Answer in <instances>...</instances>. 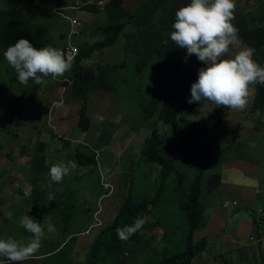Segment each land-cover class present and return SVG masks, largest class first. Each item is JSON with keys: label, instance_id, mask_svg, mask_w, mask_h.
Listing matches in <instances>:
<instances>
[{"label": "rangeland", "instance_id": "1", "mask_svg": "<svg viewBox=\"0 0 264 264\" xmlns=\"http://www.w3.org/2000/svg\"><path fill=\"white\" fill-rule=\"evenodd\" d=\"M76 1L0 0V239L27 244L32 234L20 220L29 215L45 226V236L38 251L22 264H41L43 256L72 234L69 257L75 264H86L98 235L113 225L122 204L145 198L148 223L136 241L124 244L121 261L160 264L187 249L182 205L199 174L205 223L192 239L206 243L190 264H264V106L255 108L256 87L243 110L224 113L225 107L208 101L188 103L182 110L185 123L164 124L166 100L173 96L181 105L191 97V89H174L177 74L194 71L197 80L199 70L207 66L170 38L172 15L190 0H122L121 7L113 9L108 8L110 0ZM235 3L232 23L242 46H248L239 23L263 27L264 0ZM142 7L140 15L128 20ZM66 16L82 23L76 38L69 37ZM121 24L125 27L116 43L96 49L111 37L105 30ZM21 38L36 49L75 46L86 56L80 87L73 80V63L64 76L45 77L46 83L39 85L32 80L21 84L3 56ZM236 51L230 48L224 58ZM260 61L264 67V47ZM82 106L88 120L85 132L77 127ZM194 131L199 136L190 138ZM154 132L164 156L178 145L175 170L160 196L159 167L144 156ZM36 155L44 157L47 167L38 175L30 169ZM76 155L93 158L96 165L83 168ZM69 161L77 167L63 182L67 193L74 192L76 211L65 214L58 209L57 192L64 186L52 183L48 173L54 164ZM33 189L44 195L35 209ZM50 192L55 193L53 200ZM8 212L13 213L11 220ZM47 225L55 232L48 233ZM4 259L0 257V264Z\"/></svg>", "mask_w": 264, "mask_h": 264}, {"label": "clouds", "instance_id": "2", "mask_svg": "<svg viewBox=\"0 0 264 264\" xmlns=\"http://www.w3.org/2000/svg\"><path fill=\"white\" fill-rule=\"evenodd\" d=\"M235 9V0H190L175 13L171 40L179 48H186L187 55L194 54L207 65L199 70L198 79L191 85L189 104L208 101L217 107L243 110L253 95L254 86L264 85V67L253 59L255 49L242 46L238 29L232 23ZM230 48L237 51L231 58H224ZM3 56L17 73L19 82L25 85L29 80L44 84L45 77H61L72 68L71 59L61 50L51 46L36 49L23 38L9 46ZM76 167L73 161L54 164L48 173L51 182L61 184ZM54 196L50 192L49 200ZM6 215L9 220L13 217L12 212ZM147 222V216H138L132 225L116 229L118 238L127 241ZM20 226L32 234V239L27 244L14 238L0 239V257L6 258L5 264H22L31 258L45 236V226L29 215L21 218ZM46 228L48 233L55 232L52 225Z\"/></svg>", "mask_w": 264, "mask_h": 264}, {"label": "trees", "instance_id": "3", "mask_svg": "<svg viewBox=\"0 0 264 264\" xmlns=\"http://www.w3.org/2000/svg\"><path fill=\"white\" fill-rule=\"evenodd\" d=\"M162 0H154L155 3H159ZM122 0H110L108 4V8H118L121 7ZM145 7H142L137 11L135 15H130L129 19H134L138 15L143 12ZM88 9H92V7H88ZM171 17V20L175 22V13ZM240 26V36L244 40V42L251 48L255 49V53L253 55V59L262 66L260 61V52L264 47V26L259 28H251L248 25H243L242 23ZM125 27L124 24L118 25L116 27H109L105 30L106 33L110 34L111 37L107 39V41L96 49H105L114 45L118 39L119 34L121 33L122 29ZM86 58L85 55L78 54L76 59L74 60L73 64L76 65L75 71L73 73V80L74 82L79 85L82 83V67L81 62ZM177 80L173 83L174 89L176 92H179L181 89H191V85L195 82L196 78L194 75V71L190 72L188 75H183L178 73ZM256 87V99H255V108L257 110H261L264 106V85L257 84ZM79 94H83L82 90H79ZM186 95V94H185ZM187 99L183 101L180 105L177 100L172 96L170 99H167L164 104V109L161 114V120L164 124H169L173 127L179 125V123H185L186 120L182 116V110L188 108ZM229 108H225L224 113L227 112ZM77 127L82 132H85L88 127V120L85 118V108L82 106L78 111V123ZM205 133L203 129L201 131ZM198 131L192 132L189 137L196 138L199 136ZM109 138V137H108ZM185 141L182 140L178 144H182ZM178 147L175 144V150ZM175 150L168 153L166 156L160 151V141L159 136L156 132L153 133L150 142L146 146V150L144 152V156L149 163H153L159 167L158 171V181H159V188H158V196H160V192L163 191L166 187V182L168 177L171 173L175 170ZM78 164L83 167L87 168L88 170L93 168L96 165V160L90 158L85 155H76ZM30 169L32 170L34 175L40 174L42 170H45L47 167L44 165V157L42 156H34L30 160ZM82 174V173H81ZM83 176V174H82ZM200 175L196 176L194 184L191 186L189 194L187 195L185 203L182 205L184 217L187 221L188 225V238L189 241L187 243V249L183 253L175 254L174 256L169 257V259L164 260L160 264H190V259L197 253H199L204 245L206 239H202L197 243L193 242V234L204 225V210L202 203L200 201L201 196V185L199 180ZM62 186L59 187L58 195L61 203L58 204V209L68 214V211L75 212V200H74V192L67 193L66 183L62 182ZM44 197L43 192L40 190L33 189L31 192V201L32 205L31 208L35 209L42 205V198ZM72 200V201H71ZM72 203V205H70ZM148 201L145 198H129L127 199L119 209L118 216L114 221L113 225L102 231L88 257L86 264H124L121 261V255L123 251V246L126 242H133L136 241L139 236L141 235V230L137 231L134 235H132L127 241H122L118 238L116 229L123 228L125 225H132L135 222V219L143 216H147L148 214ZM67 218V216H64ZM148 223V222H147ZM75 238V235L72 234L70 239L63 243L62 245L56 247L54 250L48 252L45 256L41 259V264H75L71 261L69 254L71 244Z\"/></svg>", "mask_w": 264, "mask_h": 264}, {"label": "built area", "instance_id": "4", "mask_svg": "<svg viewBox=\"0 0 264 264\" xmlns=\"http://www.w3.org/2000/svg\"><path fill=\"white\" fill-rule=\"evenodd\" d=\"M77 0L75 3L78 4ZM75 7H72V9ZM67 20H69V24H70V31H69V37H77L80 35L81 31H82V23L76 18V17H72V16H66ZM64 54L66 58H70L71 62L73 63L74 60L76 59V57L78 56V49L75 46H72L71 43H68V45L62 47L60 49ZM238 203L235 202L234 205L236 206ZM226 207H228V205H225Z\"/></svg>", "mask_w": 264, "mask_h": 264}, {"label": "crops", "instance_id": "5", "mask_svg": "<svg viewBox=\"0 0 264 264\" xmlns=\"http://www.w3.org/2000/svg\"><path fill=\"white\" fill-rule=\"evenodd\" d=\"M258 182V181H257ZM259 183V182H258ZM261 192V191H260Z\"/></svg>", "mask_w": 264, "mask_h": 264}]
</instances>
